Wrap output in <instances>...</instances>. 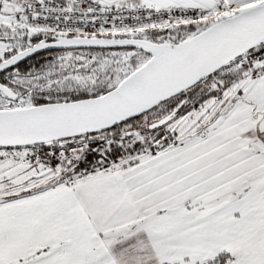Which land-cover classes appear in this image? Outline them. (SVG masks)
<instances>
[{
  "label": "snow or ice",
  "instance_id": "obj_1",
  "mask_svg": "<svg viewBox=\"0 0 264 264\" xmlns=\"http://www.w3.org/2000/svg\"><path fill=\"white\" fill-rule=\"evenodd\" d=\"M0 264H264V0H0Z\"/></svg>",
  "mask_w": 264,
  "mask_h": 264
}]
</instances>
